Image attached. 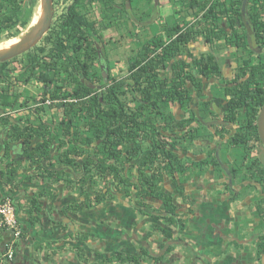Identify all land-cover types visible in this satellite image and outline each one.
Wrapping results in <instances>:
<instances>
[{
    "label": "trees",
    "instance_id": "trees-1",
    "mask_svg": "<svg viewBox=\"0 0 264 264\" xmlns=\"http://www.w3.org/2000/svg\"><path fill=\"white\" fill-rule=\"evenodd\" d=\"M57 1L59 3L62 0ZM163 2L169 11L170 22L164 26L161 35H155L142 45L138 36H133L132 33V37H137L134 42H139L140 48L128 59L125 67L127 73L123 77H104L95 72L94 64L98 51L92 38L96 37L103 49L113 46L112 38L106 39L104 31L114 28L120 31L123 23L130 19L137 25L148 22L151 16L149 12H145L144 7L150 9L154 5L153 0H142V7L139 5L141 0H121L120 4L117 0H72L51 30L43 36L40 45L21 56L0 63V123L13 125L14 120L11 122L10 112L16 108L25 107L41 116L40 125L25 117L22 126L25 133L19 137L12 133L10 139L13 142H22L25 147L24 158L38 173L37 176H30L28 180H36L40 175L43 180L49 178L71 186L74 181L67 180L63 171H51L43 166L62 167L65 163L76 171L82 166L86 173L92 175L93 166L98 164L102 167L99 176L106 178L109 174L107 161L113 160V157L116 161L123 160L117 165L118 169L116 168L114 173L111 170L114 177L123 173L124 161L128 164L134 162L133 166L141 171V178L137 185L130 182L129 186L136 191L139 187L143 190L135 201L139 212L146 214L144 209L147 204L144 199L152 198L160 202L161 215L168 216V222L180 224L179 207L169 195L162 192L160 184L165 174H171L175 188L178 187L176 171L188 173L189 169L175 162L176 155L172 151L173 148L168 147V139L175 132H180L184 139L189 138V143L192 139L199 138L189 127L195 124L194 126L204 129L200 123L202 116L198 119L196 115L202 113V108L207 106V103L201 101L198 107L196 104L192 107L191 104L194 99L204 98V82L213 81L224 89V97L228 98L226 121L239 127V131L229 139L228 145L232 148H243L246 154L250 155V170L253 172L255 168H260L258 174H262V177L260 176L258 183L264 187V165L256 152L261 146L257 118L264 104V52L256 55V59L251 57L255 51L251 50L248 44V31L240 20V11L239 30L232 29L226 34V30L216 21L219 12L214 10L215 13L202 14L207 6L203 3L196 13V16L203 15V21L197 22L198 30L194 32L186 25L184 18L177 19L176 16L180 12L177 9L179 6H175L179 2L190 10L195 7L194 0ZM34 5L30 0H0V42L1 35H4L6 40L12 39L28 27ZM240 5L246 7L244 1ZM245 10L249 14L248 22L254 33L255 43L262 50L264 0H258L256 6L251 5ZM159 16L160 12L156 18ZM128 32L131 34L133 31ZM201 37L208 44L224 41L225 47L239 52L247 50L249 56L237 67L230 65L233 70L226 78L213 55L194 52L193 45ZM102 53L105 55L104 51ZM65 62L66 71H63ZM62 72L66 74L65 83L61 80ZM30 84L38 85L41 93L20 101L25 98L22 86ZM92 85H100L101 89L94 90L90 87ZM61 86H64V92ZM34 101L37 105H33ZM47 101L50 102L53 129H50L48 120L45 119L44 104ZM195 107L198 109L195 110ZM177 108L181 110L178 118L175 116ZM239 109L245 113L239 114ZM60 110L63 115H59ZM77 117L82 123H78ZM17 122L21 123V117ZM18 124L16 128L20 129ZM196 132L204 133L198 130ZM66 136H69L68 139ZM8 144L5 142L4 157L8 156ZM52 146L57 152V156L51 159L54 160L53 164L49 159ZM92 151L97 153L94 155H100L102 158L97 164H93ZM82 157L83 162H80ZM18 169V162L7 163L4 171L0 172V178H10ZM233 172L234 169H230V173ZM116 180L120 185L128 183L125 179ZM81 181L87 183L86 179ZM80 188L83 194L84 186ZM228 191L234 193L230 189ZM189 193V190L184 191L183 197ZM125 194H130L129 188L125 190ZM232 195L231 200L237 197ZM14 206L17 211V205ZM19 207L22 208L20 205ZM88 207L90 208L91 204ZM249 207L255 208L260 216L264 215V200L253 202ZM82 208L83 205L70 207L73 212ZM35 212H41V205H37L36 199L32 198L26 210L29 219ZM164 233L170 237L169 233ZM235 247L241 249L239 243L235 244ZM263 253L264 239L260 238L257 256L260 257ZM0 260L2 261V257ZM129 260L136 262L134 257Z\"/></svg>",
    "mask_w": 264,
    "mask_h": 264
},
{
    "label": "flooded vegetation",
    "instance_id": "flooded-vegetation-1",
    "mask_svg": "<svg viewBox=\"0 0 264 264\" xmlns=\"http://www.w3.org/2000/svg\"><path fill=\"white\" fill-rule=\"evenodd\" d=\"M69 1L68 4L72 2V0ZM243 1L246 3V7H249L251 5L256 6L258 2V0H194L193 4L195 5V7L193 6L194 8H190L193 18L190 27L194 32H196L198 30V25H196L197 22L203 21L202 14L206 15V13H215L214 10H217L219 14L216 17V21L221 24L222 29L226 30V34H229V31L231 32L232 29L239 30L240 11V20H242L243 24H245V28L248 31V44L250 46V49L255 51L254 55H251V57L256 59V55L263 53L264 49L261 50L255 43L253 37L254 33L251 30V24L248 22L249 14L245 10L246 7L240 5V3H242ZM57 2V0H53L55 19L53 16L49 31L62 13L61 12L59 15H57V6L59 4ZM60 2H63V0ZM117 3L120 4L121 0H117ZM203 3L207 5L206 10H204L202 14L196 16V13L199 11L198 9ZM233 21L235 22V24ZM214 25L217 24L214 23ZM237 33L239 34V31H237ZM92 40L98 51L97 61L94 64L95 72L101 73L102 75H104V77H108L110 75L115 76V71L113 70L111 62L106 58V54H101V50L99 48V40L94 36ZM41 41L42 39L40 40V42ZM40 42L34 47L40 45ZM196 43H194V45ZM215 43L224 44V41H216ZM215 43L213 42L208 44L204 42L207 49L210 45H214ZM229 49L234 50L233 52L239 54V51L232 48ZM248 56L249 53L247 50H245V52H241L239 63L244 58H248ZM64 58L63 60L66 61ZM103 66L105 68H103ZM63 67L65 68V70L63 68V71H66V62L64 63ZM221 69L224 73L223 66H221ZM65 79L66 74L62 72L61 80L63 81V83L66 82ZM90 87L94 90L101 89L100 85H92ZM206 87L207 89H209V86H206L204 84V98L200 100L194 99V102H192L191 104V106L193 107L194 104H198V106H200V103H202L201 101H205L204 103H207V106H204V108H202V113H200V115H196L198 119L200 116H202L203 119L200 121V123L203 124L205 130L198 126H194L195 124L189 127V130L195 131V136L199 138L192 139L191 143H189V138L184 139L181 136L182 134H180V132H175L171 135L167 134L170 135L168 139V147L171 146L173 148L172 151L176 155L174 159L175 162H179L189 169L188 173L176 171V182H178V187L175 188V184L173 182L171 174H165L163 182L160 184L162 192L169 195L178 207L184 204V216L181 215L180 224H171L170 222H168V216H166L165 214L161 215L162 205L160 204V202H157V200H154L152 198L144 199L147 204V208L144 209L146 214H143V212H139L137 208L138 205L135 203V201L138 199V195L143 193V190L139 187L136 191L129 186L130 182H134V184L137 185L139 183V179L141 178L139 176L141 171L133 166L134 162H129L128 164L126 161H124L125 169L123 173H120V176L115 175L114 177L111 170H113L114 173V171H116L115 169L117 168V165L120 164V162L123 160L116 161V159L113 157V160L107 161L108 167L106 168H108L109 174L106 176V178L99 176L102 167L97 163H99L100 159L102 158L100 155H94L97 154L94 151H92L94 162L93 164L97 165L93 166L92 175L86 173L82 166L77 171L71 168L70 165L65 163L62 167L59 168H56L57 166H43L44 169L51 171L60 169L66 175L65 178H67V180L74 181L71 186L65 184V182L60 181L63 186L64 192H66L67 194L66 196H68L66 197V201H70L65 205V211H67L71 216L78 215L82 212L87 211L90 204L92 209H95L94 213L96 214V222L94 223V227L97 228L99 237L97 238L96 242V252L94 253V255H92V264H242L240 263V261L239 263L236 261L237 257L239 256V251L242 249H246L247 251L252 253L251 259H253V262L247 264H261V257L264 253L260 257H258L257 252L258 246L260 244V238L264 239V215L260 216V221L248 223L244 222V219H242V210L244 209L243 206L245 203L248 204L247 207L249 210L254 209V211L258 212L255 208L249 207V205L253 202L264 200V187L263 185L258 183V180L260 176L262 177V174H258L260 168H255L253 172L250 170V163L252 161L249 157L250 155L248 156V154L246 153L244 155H241L240 161L234 164L235 166H230L229 163H227L230 159V155H227L226 152L224 153L223 148L224 146H226L227 150L239 149L229 147L228 145L229 139L232 137V135L236 134L239 131V127L226 121V115L228 114L226 101L228 98L224 97V89L221 86L214 85V88L216 90L211 92L206 91ZM61 88L64 92V86H61ZM49 103L50 102L47 101L44 104V109L46 111L45 119L48 120L47 123L50 129H53L54 125L53 122H51L52 113L49 110ZM33 105H37L36 102L33 103ZM197 109L198 108L195 107V110ZM243 111L244 110L242 109L238 110L239 114L241 115L245 113V111ZM179 113L180 109L177 108L175 111L176 118L179 117ZM61 114L63 115L62 111L60 110L59 115ZM28 117L33 120L34 123L40 125L39 117L41 116L38 112L31 110L29 111ZM78 118L79 117H77V120ZM16 122L17 121L14 120L13 125L6 124V126H1L2 124L0 123L1 132H3L7 137L9 136L10 138L12 137V133L17 137L22 136L25 133V130H23L22 128L23 125ZM78 123H82V120H78ZM17 124L18 126H20V129L16 128ZM196 130H198L199 132L203 131L204 133L198 134ZM68 137L69 136H66V139H68ZM262 151L263 146L261 144V146L256 151L258 158L260 157ZM225 156L229 159L223 160ZM125 158L126 160H128L127 157ZM83 159L84 157H82L80 162H83ZM219 161L223 163L229 169V171L230 169H234V172L231 174L232 187H229L228 177L221 169ZM262 164L264 165V163ZM243 165H246L247 173L245 172V169H243ZM245 173L248 176L245 175ZM198 174H203V177L205 178V180H207V184H209V187H211V189L209 190L210 194H213V198L217 199V201H213V204L218 209V211L223 214L226 213L225 211H223L222 207L225 201H220V198L228 194V200L232 203L237 204L240 194L245 192H252V198L246 195V199L244 201H239V220L235 217V221H233L232 223L233 226L229 227L227 230L228 234L230 233L231 235L229 236V238H231V245L228 247V250L225 254H221V252H219L217 248L215 249L213 243L216 244L217 240L215 239L214 234L210 236V232H217L218 236L220 232L222 233L221 235H223L224 229H227L226 225L223 226L222 224H219L215 225L211 229H206L209 231L208 238L211 240V242H213L208 250H202L198 245V236L196 230H199L200 220L195 219L194 215L196 214L195 211H197L196 208L198 204L203 207H205V204L201 200L193 201L194 196L187 187L186 183L188 177H191L190 179L193 178L192 180H195V177H197L196 175ZM37 175L38 173L36 171H33L30 176ZM238 175L241 178L244 177L243 180L239 182V186H242L239 187L240 191L236 190L235 188V182ZM117 178L123 180L125 179L126 181H128V183H126L125 185H120L116 180ZM84 179L87 180L86 184H84V182L82 183L81 181ZM33 181L46 183V181L49 182L52 180H50L49 178L43 180L39 175L38 178ZM182 185L184 186V188H182ZM82 186H84L85 190L83 194L81 193L80 188ZM128 188L130 189V194L127 196L125 194V190ZM228 189L232 190L234 193H230ZM186 190H189L190 193L189 195H186V197H183V193ZM45 192L46 190H43L41 193H38L32 197L36 199L37 205H40L39 201L46 198ZM232 194L237 195V197L233 200H231L233 196ZM179 200L181 201V205L177 203ZM205 202L206 204L208 203L207 201ZM73 205H83V208L81 210H78L77 212H73L70 209V207H72ZM175 222H177L176 218ZM109 223H113L115 228L110 227L108 225ZM164 232L169 233L170 237L167 236V234H165ZM235 233H239V239H235L232 237ZM244 235H246V237L244 238V240H242V237ZM70 238L74 239L75 242L84 247V253L77 255L79 256L78 259L80 262L88 264L91 258L90 256H88V252L86 251L85 240L87 236L85 231L79 234H71ZM235 242L239 243V248L241 249L235 247V244H237ZM231 252L233 254L232 257L229 254ZM130 257L136 258V262L129 260ZM16 258L17 255L15 256L14 261L16 260Z\"/></svg>",
    "mask_w": 264,
    "mask_h": 264
},
{
    "label": "crops",
    "instance_id": "crops-1",
    "mask_svg": "<svg viewBox=\"0 0 264 264\" xmlns=\"http://www.w3.org/2000/svg\"><path fill=\"white\" fill-rule=\"evenodd\" d=\"M28 114V108H16L10 112V115H12L11 122H13V120L17 121V119L21 117V124L24 126L25 117H28ZM1 124V126H6L4 123ZM7 125L11 124L8 123ZM10 139L9 136L7 137L0 130V172L4 171L5 165L10 162H18L19 169L10 178L5 176L3 179L0 178V200L11 198L12 202L17 205V214L19 223L22 226L23 235L17 242L16 260L12 263H2L0 260V264H84L78 259V255L84 253V247L70 238L71 234H79L83 231H85L87 236L85 240L86 251L91 258L88 264H92V255L96 252V242L99 237L98 230L94 227V223L96 222L95 209L91 207L81 214L71 216L65 211V205L70 201H66V197L68 196H66L67 194L64 192L61 182L46 181V183H40V181L28 180L34 168H32L30 163L24 158L25 147L20 140L13 142ZM5 142L9 143L7 157H4L6 151L4 155L1 156ZM56 155L57 153L54 150V146H52L49 159H53ZM238 161L239 160H234V158H232V160H228L227 163H229L230 166H235L234 164ZM53 162L54 160H51L50 163L53 164ZM56 168L59 167L57 166ZM196 176L195 180L188 177L186 183L194 196L193 201L201 200L205 204V207L199 204L197 208L195 206L197 209L194 215L195 219L200 220L199 230H196L198 245L202 250H208L213 242L208 238L209 231L206 229H211L219 224L223 226L226 225L227 229H224L223 235H221L222 233L220 232L219 236L217 232H210V236L214 234L217 240L216 244L213 243L215 249L217 248L221 254H225L228 247L231 245V238H229L231 235L230 233L228 234L227 230L229 227L233 226L232 223L235 221V217L239 220V205L229 201L227 198L229 195L227 194L220 198V201H225L222 207L223 211L226 213L223 214L218 211L213 204V201H217V199H214L213 194H210L209 190L211 187L207 184V180H205L203 174H198ZM240 178L241 177L238 175L235 182L238 188L242 187L239 186V182H241L244 177ZM182 188H184L183 185ZM43 190H46V198L39 201L42 214L33 213L31 216L32 219H29L26 210L30 206V201L34 195L41 193ZM252 196V193L248 194V197L252 198ZM205 201L208 203L206 204ZM177 203L181 205L180 200ZM19 205L22 206V208H20ZM247 205L248 204L244 203V209L242 210V219H244V222L253 223L260 221V214L254 211V209L249 210ZM178 212L180 215L184 214V204L179 206ZM35 217H39L38 225L33 224ZM238 234L235 233L233 234L235 237H232L239 239ZM5 237L4 234H0V257L2 255V242ZM245 237L246 235L242 237V240H244ZM229 254L231 257L233 256L232 252ZM251 256V252L242 249L239 251V256L236 261L238 263L240 261L242 264H247L253 262Z\"/></svg>",
    "mask_w": 264,
    "mask_h": 264
},
{
    "label": "rangeland",
    "instance_id": "rangeland-1",
    "mask_svg": "<svg viewBox=\"0 0 264 264\" xmlns=\"http://www.w3.org/2000/svg\"><path fill=\"white\" fill-rule=\"evenodd\" d=\"M69 0H63V2H59L57 6V15H59L65 8V6L68 4ZM30 2H34V9L32 13V20L35 18V16L39 13L40 8V0H30ZM70 2V1H69ZM142 0L139 5L142 7ZM153 6L149 9L147 6L144 7L145 12L150 13V20L148 22L143 23L142 25L135 24L131 19L127 20L123 23L122 28L120 31H116V29H108L104 31V36L106 39L112 38L113 46H107L106 50L102 48V46L99 44V48L101 50V54L104 51L106 54V58L111 62L113 70L115 71V75H118L119 77H123L126 75V64L130 56H132L133 52L138 51L140 48V45L144 44L148 40H151L155 35H161L162 31L164 29V26L170 22V19H168L170 16L168 15L169 11L167 10V7H165V3L163 0H153ZM176 7H178V11L180 12L176 17L177 19L184 18L186 25L190 26L192 23V13L191 11L184 5H181V3L177 2ZM130 7V6H129ZM160 12V16L157 19V14ZM39 16V15H38ZM139 17V15H136ZM55 19V16H54ZM31 20V22H32ZM31 22L28 25V27L24 30H21V32L17 35L16 38H18L20 35L24 34L26 31L29 30L31 27ZM184 24V26H186ZM128 30H132L131 34L128 32ZM134 35H133V34ZM137 35L139 42H134L135 38L132 37ZM13 39V38H12ZM11 40V39H8ZM4 38V35H1V42L0 45H3L6 41H8ZM2 43V44H1ZM193 50L195 53L200 54L204 51V53L213 55L217 60L218 63L224 67V75L226 78L229 77V75L232 72V68H230V65L233 67H237L239 65V58L241 55V52L236 53L233 52L234 50L229 49L228 47H225L223 43H215L214 45H210L209 48L204 44L203 38L201 37L199 41L193 46ZM103 68H105L103 66ZM120 68V69H118ZM210 83L204 82L206 86H209V89L206 87V91H215L214 85L217 86L216 83ZM212 84V85H211ZM211 85V86H210ZM22 93L25 98L20 99V101L25 100L28 96L31 97L33 94H40L41 88H39L38 85L30 84L26 86H22ZM198 107V104L196 105ZM181 111V110H180ZM29 115V114H28ZM27 115V116H28ZM56 118V117H55ZM223 152L227 155H230L229 158H223V160L229 159L231 160L234 158V160L240 161L241 155H244L246 151L243 148H240L238 150H227L226 146L223 148ZM57 153V152H56ZM57 156V155H56ZM55 158V157H54ZM243 169H245L246 172V165H243ZM247 173V172H246ZM245 173V175H247ZM242 175V174H241ZM236 190L240 191L237 186H235ZM252 193V192H251ZM250 194V192H245L239 195V200L237 202V205H239V201H244L246 199V195ZM110 227L115 228V226L112 224H108Z\"/></svg>",
    "mask_w": 264,
    "mask_h": 264
},
{
    "label": "water",
    "instance_id": "water-1",
    "mask_svg": "<svg viewBox=\"0 0 264 264\" xmlns=\"http://www.w3.org/2000/svg\"><path fill=\"white\" fill-rule=\"evenodd\" d=\"M40 8L41 13L37 22L34 25H31L29 30L20 37L19 41L14 46L0 51V63L7 62L28 52L31 48L36 46L43 38V36L49 31L54 16L53 0H40ZM0 113H2V110H0ZM257 132L260 138V142L263 146V151L261 152L259 159L262 163H264V104L259 112V116L257 119ZM5 146L6 145L3 146L1 156H3L6 151ZM219 164L221 169L228 177L229 187H232V177L229 169L220 161ZM33 224H39V217H35V221H33ZM261 264H264V254L261 257Z\"/></svg>",
    "mask_w": 264,
    "mask_h": 264
},
{
    "label": "built area",
    "instance_id": "built-area-1",
    "mask_svg": "<svg viewBox=\"0 0 264 264\" xmlns=\"http://www.w3.org/2000/svg\"><path fill=\"white\" fill-rule=\"evenodd\" d=\"M0 233L6 236L2 242V263L3 260L13 262L17 252V242L22 235V226L16 208L9 198L0 200Z\"/></svg>",
    "mask_w": 264,
    "mask_h": 264
},
{
    "label": "bare ground",
    "instance_id": "bare-ground-1",
    "mask_svg": "<svg viewBox=\"0 0 264 264\" xmlns=\"http://www.w3.org/2000/svg\"><path fill=\"white\" fill-rule=\"evenodd\" d=\"M40 13H41V8H39V13H38V15H40ZM35 16V18L32 20V22H31V25H34L36 22H37V20H38V18H39V16ZM23 35V34H22ZM22 35H20L18 38H13V39H11V40H8V41H6L3 45H0V51H2V50H5V49H8L9 47H11V46H14L18 41H19V39H20V37L22 36ZM2 44V43H1Z\"/></svg>",
    "mask_w": 264,
    "mask_h": 264
}]
</instances>
